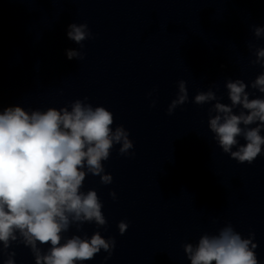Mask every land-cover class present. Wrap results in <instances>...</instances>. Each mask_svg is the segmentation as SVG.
<instances>
[{"label":"clouds","instance_id":"clouds-1","mask_svg":"<svg viewBox=\"0 0 264 264\" xmlns=\"http://www.w3.org/2000/svg\"><path fill=\"white\" fill-rule=\"evenodd\" d=\"M254 35L264 37V27L256 26ZM67 37L83 47L82 42L93 34L87 23H71ZM66 55L69 60L84 58L76 49L66 50ZM255 56L252 63L264 67V48H257ZM225 87L230 104L220 102L211 88L197 93L194 103L215 101L210 112L216 114L210 115L208 126L218 146L231 159L252 164L264 151V98L250 99L249 85L241 79H229ZM251 88L264 93V73L251 82ZM188 99L186 81L180 80L168 114ZM238 106L242 110L236 114ZM114 122L111 111L80 99L71 103L70 110L68 106L44 111H27L21 106L0 110V256L6 253L8 257L4 264H15V251H7L13 243L29 248L35 264H82L101 249L108 253L105 259L111 256L114 238L105 239L99 231L90 238H66L64 233L73 225L77 231L85 223L107 225L97 192L82 188L89 174L99 176L101 184L112 183L103 162L110 158L114 145H120V155L132 154L129 132L123 125L113 129ZM238 137L246 143L240 144ZM110 196L116 199L114 191ZM128 226L120 221L119 233L123 235ZM254 237L250 233L244 238L228 224L218 234L201 235L195 245L184 244L183 250L190 264H259ZM41 245H49L47 251Z\"/></svg>","mask_w":264,"mask_h":264}]
</instances>
